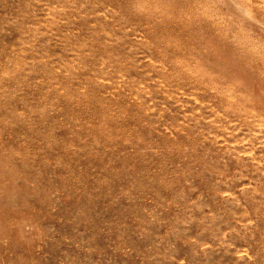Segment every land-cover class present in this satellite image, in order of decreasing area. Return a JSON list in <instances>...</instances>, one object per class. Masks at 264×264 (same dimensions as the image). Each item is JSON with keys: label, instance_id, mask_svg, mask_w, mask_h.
<instances>
[{"label": "rangeland", "instance_id": "obj_1", "mask_svg": "<svg viewBox=\"0 0 264 264\" xmlns=\"http://www.w3.org/2000/svg\"><path fill=\"white\" fill-rule=\"evenodd\" d=\"M240 50L264 61V0H0V264H264Z\"/></svg>", "mask_w": 264, "mask_h": 264}, {"label": "bare ground", "instance_id": "obj_2", "mask_svg": "<svg viewBox=\"0 0 264 264\" xmlns=\"http://www.w3.org/2000/svg\"><path fill=\"white\" fill-rule=\"evenodd\" d=\"M186 1V0H185ZM171 4V3H170ZM171 13V12H170ZM226 19V18H225ZM246 21V20H245ZM228 22V23H227ZM227 22H212V23H209V22H204V24H203V26H207V27H209L210 29H214V30H220L221 32H223L224 33V35L225 36H227L228 35V33H230L229 32V29H230V26H231V22L230 21H227ZM238 23V22H237ZM183 22L181 21V22H177V21H174V20H172L171 18L170 19H163L162 20V22H160V21H158L157 23H156V21H155V23H154V25H155V30L156 31H163V32H165V33H167L168 35H166L168 38H172V37H177V36H175L176 35V32H177V34H179V33H181V28H182V26H183ZM236 24V23H235ZM239 24H240V22H239ZM202 26V25H201ZM201 29V28H200ZM240 29H241V27H240ZM155 30L154 31H149L150 32V34H152V35H155ZM156 36V35H155ZM220 39H221V41L224 43V38H222V37H220ZM225 45H227V46H229L228 44H225ZM251 50V49H250ZM250 50H245L244 52L243 51H239V53H237V54H233V53H231V54H233V55H231V54H229V55H231V56H233L234 58H231V57H228V60L230 61V60H233V59H235L239 64H245V66H246V64L248 65V64H250L249 65V68H250V72L252 73V72H254V70H255V72L257 73V74H262V73H264V61L261 59V58H258L257 57V54L255 53V51L253 50V51H251L250 52ZM179 63V62H178ZM179 67V66H178ZM254 72V73H255ZM197 73L199 74H201V76L200 77H198V74H196V75H193L192 73L191 74H189V73H187V74H185V71L184 70H180V74H181V79H182V81L183 82H186V79H187V77L188 76H192V78H194L195 77V81H193L194 82V84H197V85H201V84H204V85H209V86H211L212 84H213V82H214V78L213 77H211V76H209V75H206L204 72H201V71H197ZM190 79V78H189ZM188 79V80H189ZM190 81H191V79H190ZM208 86V87H209ZM209 90V89H208ZM211 90V89H210ZM209 90V91H210ZM212 92V91H211ZM69 95V94H68ZM218 95V94H217ZM65 96V95H64ZM71 97V96H70ZM230 97V96H229ZM63 98V97H62ZM65 98V97H64ZM81 99V98H80ZM65 100V99H64ZM72 101V100H71ZM69 102V101H68ZM76 103V102H75ZM74 103V104H75ZM78 104V103H77ZM72 107V106H71ZM70 107V108H71ZM75 107V106H74ZM232 109V108H231ZM91 111V110H90ZM245 112V111H244ZM243 113V112H242ZM249 117V116H248ZM254 118V117H253ZM261 118V117H260ZM259 118V119H260ZM255 119V118H254ZM258 119V118H257ZM257 119H255L256 120V122L258 121ZM253 122V121H252ZM259 122V121H258ZM262 122V121H261ZM104 123V122H103ZM264 123V122H263ZM251 123H249V125H250ZM251 125H253V124H251ZM251 125H250V127H251ZM252 128V127H251ZM253 128H256V127H253ZM111 133V132H110ZM3 157H2V155H1V153H0V164L1 165H6V162L7 161H9V160H14V155H11V156H8V158L7 159H2ZM9 159V160H8ZM22 170V168H20L19 167V169L18 168H11V167H9V168H7L6 169V167H3L2 168V170H0V177L1 176H4L5 174L6 175H8V176H10V177H14V176H16V175H18V173H20L19 171H21ZM20 176V175H19ZM24 177V176H23ZM13 180V179H12Z\"/></svg>", "mask_w": 264, "mask_h": 264}]
</instances>
